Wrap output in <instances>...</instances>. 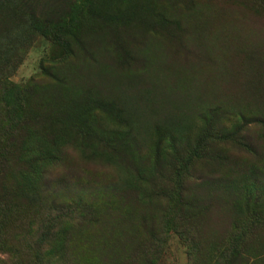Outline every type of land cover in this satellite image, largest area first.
Returning <instances> with one entry per match:
<instances>
[{
    "label": "rangeland",
    "instance_id": "1",
    "mask_svg": "<svg viewBox=\"0 0 264 264\" xmlns=\"http://www.w3.org/2000/svg\"><path fill=\"white\" fill-rule=\"evenodd\" d=\"M0 6V264H264V0Z\"/></svg>",
    "mask_w": 264,
    "mask_h": 264
},
{
    "label": "trees",
    "instance_id": "2",
    "mask_svg": "<svg viewBox=\"0 0 264 264\" xmlns=\"http://www.w3.org/2000/svg\"><path fill=\"white\" fill-rule=\"evenodd\" d=\"M2 7L3 6H0V8H2ZM217 17H218V20L220 23L228 24L231 27H234L235 29L237 28V25H239L237 20H235L233 18L232 14L229 12H226V13L223 12L222 14L219 13V14H217ZM227 33H232V32L227 29ZM218 136H219V139L222 141H224V140L225 141H234L233 135L225 132L224 130L220 131L218 133Z\"/></svg>",
    "mask_w": 264,
    "mask_h": 264
},
{
    "label": "bare ground",
    "instance_id": "3",
    "mask_svg": "<svg viewBox=\"0 0 264 264\" xmlns=\"http://www.w3.org/2000/svg\"><path fill=\"white\" fill-rule=\"evenodd\" d=\"M6 11H8V10H6ZM5 21V20H4ZM8 24V23H7ZM1 25H2V22H1ZM9 26V25H8ZM1 27V26H0ZM10 30V29H9ZM5 31V30H4Z\"/></svg>",
    "mask_w": 264,
    "mask_h": 264
}]
</instances>
